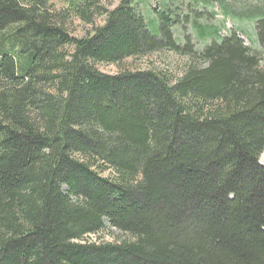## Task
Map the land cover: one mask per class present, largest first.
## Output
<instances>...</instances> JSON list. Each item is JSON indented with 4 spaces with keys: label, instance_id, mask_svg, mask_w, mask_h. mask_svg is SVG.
Instances as JSON below:
<instances>
[{
    "label": "trees",
    "instance_id": "obj_1",
    "mask_svg": "<svg viewBox=\"0 0 264 264\" xmlns=\"http://www.w3.org/2000/svg\"><path fill=\"white\" fill-rule=\"evenodd\" d=\"M64 1L0 0V264H264V58L234 32L196 51L171 0L156 35L134 0ZM162 51L189 59L173 84L96 68ZM104 223L130 240H88Z\"/></svg>",
    "mask_w": 264,
    "mask_h": 264
},
{
    "label": "rangeland",
    "instance_id": "obj_2",
    "mask_svg": "<svg viewBox=\"0 0 264 264\" xmlns=\"http://www.w3.org/2000/svg\"><path fill=\"white\" fill-rule=\"evenodd\" d=\"M48 5L53 11H59L66 8L67 3L64 0H47ZM123 0H98L99 5L105 9L112 10ZM145 19L148 30L156 35L157 23L154 19L153 11H161V2L164 0H134ZM170 4L171 10L175 11L183 18L182 26L185 27L184 34L189 35L193 44V48L201 52L204 47L209 46L217 39L226 37L230 32L238 34L243 40L244 46L250 48L261 58H264V50L259 46L256 39V20L255 17H264V0H171L166 1ZM166 4V5H167ZM223 11H227V16L223 15ZM197 15L196 28L190 24H186L189 18ZM105 17H98L91 25L85 24L77 19L71 20L67 25L69 34L74 38H83L91 32L93 26H101L104 24ZM197 27L203 30H217L218 35L200 36L197 35ZM174 36L182 42L183 33L181 29L174 28ZM183 31V29H182ZM66 53L71 54L73 47H66ZM189 59L168 51L155 53L147 57L138 59H126L118 65L97 64L96 68L99 72L108 75H115L122 71L128 70H146L154 69L163 71L171 77L173 84L180 78L183 71L189 64ZM260 165H264V150L259 157ZM103 176L110 177V172H105ZM105 228L100 234L87 237L92 242H122L130 240V236L123 234L108 223H104Z\"/></svg>",
    "mask_w": 264,
    "mask_h": 264
}]
</instances>
